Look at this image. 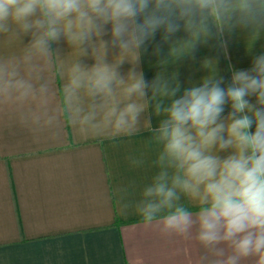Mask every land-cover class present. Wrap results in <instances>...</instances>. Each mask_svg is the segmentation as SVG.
Segmentation results:
<instances>
[{"label":"clouds","instance_id":"9594fccd","mask_svg":"<svg viewBox=\"0 0 264 264\" xmlns=\"http://www.w3.org/2000/svg\"><path fill=\"white\" fill-rule=\"evenodd\" d=\"M261 9L264 0H0V34L31 37L23 57L0 60V103H34L39 109L31 113L34 121L47 117L51 124L60 110L48 115L50 82L38 61H46L52 45L62 39L78 57L91 48L95 64L86 67L77 60L63 90L70 118L82 131H98L102 124L137 128L149 91L171 100L163 108L155 106L166 118L153 137L161 146L160 171L135 205L144 223L155 222L162 234L186 238L195 229V239L217 257L214 264H241L249 258L264 264V54L249 69L234 70L227 88L222 78L212 76L179 98V84L158 76L149 83L135 71L125 78L118 71L125 60L138 61L142 47L160 29L167 38L183 22L185 29L207 34L209 19L218 25L245 24ZM108 25L111 39L106 41L101 37L109 34ZM98 46L102 56L95 55ZM109 47L119 50L113 63L106 62ZM252 96L255 104L248 99ZM83 97L89 100L87 110ZM226 104L231 111L225 117ZM229 149L231 154L218 155ZM181 195L197 203L199 211L185 208Z\"/></svg>","mask_w":264,"mask_h":264},{"label":"crops","instance_id":"0c3cea01","mask_svg":"<svg viewBox=\"0 0 264 264\" xmlns=\"http://www.w3.org/2000/svg\"><path fill=\"white\" fill-rule=\"evenodd\" d=\"M207 23V34L185 29L183 22L167 38L158 30L142 47L139 60H125L118 71L125 78L135 71L149 83L158 76L179 84L175 98L212 76L222 78L221 86L227 88L234 70L249 69L264 54V9L245 24ZM110 28L101 39H111ZM30 39L0 34V60L23 57ZM52 48L51 56L38 63L50 82L48 115L59 109L57 119L35 122L31 113L39 109L31 102L0 103V264H214L217 257L195 239V229L187 238L165 235L135 211L144 188L160 171L156 161L161 146L153 137L166 117L155 106H167L170 98L153 97L149 91L137 128L117 130L102 124L98 131H82L70 118L63 90L77 60L91 67L95 57L91 48L87 56L78 57L64 39ZM118 54L109 47L106 62L113 63ZM95 55L102 56V48ZM115 99H120L119 91ZM248 99L255 104L254 96ZM88 103L83 97L85 110ZM230 111L226 104L222 115ZM229 154L231 149L218 153L221 158ZM133 160L142 163L134 165ZM180 203L193 214L199 211L184 195ZM125 204L130 206L122 211ZM241 264H255V258Z\"/></svg>","mask_w":264,"mask_h":264}]
</instances>
